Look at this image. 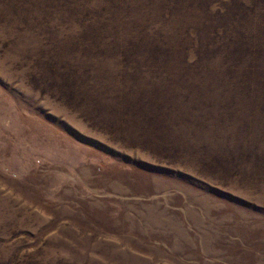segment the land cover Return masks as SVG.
<instances>
[{
	"label": "rangeland",
	"instance_id": "374dc122",
	"mask_svg": "<svg viewBox=\"0 0 264 264\" xmlns=\"http://www.w3.org/2000/svg\"><path fill=\"white\" fill-rule=\"evenodd\" d=\"M121 2L0 0V264H264V118L221 48L264 0ZM141 37L189 98L122 61Z\"/></svg>",
	"mask_w": 264,
	"mask_h": 264
},
{
	"label": "trees",
	"instance_id": "16d2710c",
	"mask_svg": "<svg viewBox=\"0 0 264 264\" xmlns=\"http://www.w3.org/2000/svg\"><path fill=\"white\" fill-rule=\"evenodd\" d=\"M136 1L139 3V0ZM105 3L106 7H109L110 10L122 4L121 0H105ZM174 3L176 4L175 0ZM132 4L134 8H137L136 11L139 10L141 12L136 2L132 1ZM141 5H143V2ZM145 13L146 16L150 17L153 10ZM241 23L238 29L233 32L236 38L235 41L231 40V42L235 43V47H230L229 44L224 46L223 43L221 45V48H224V50L226 48L228 52H231L230 56L232 57L231 67L226 69L225 72L227 76L231 77L228 78L230 79L228 82L231 88L226 87L229 94L232 93V98L244 96L242 104L244 107H247L246 112L248 113V117L254 116V113L258 109L259 116L264 118V29L261 26L246 28V26H243L245 22L242 21ZM256 29L259 30V36L257 37L254 35ZM137 42L136 44L134 42L129 48L126 47L123 52H120L122 61L132 63L133 67H135V62L140 65L139 63L144 60L148 65L147 69L159 73L163 72L164 76H169L168 81L172 85L171 88H175L176 91L182 93V96L191 93L189 89L190 80L181 76L178 73V68L188 70V72L196 74L195 77H199L198 75L200 74L197 67L199 65L193 67L184 61L181 62L182 64H175L173 53L177 51L164 43L146 48L142 43V37L141 41ZM224 57L228 59L226 55ZM125 67L129 70L133 68L131 65V68ZM199 78L201 79V77ZM186 98L189 97L187 95L183 96L184 100ZM251 118L254 119L253 117ZM161 129V127L157 126L152 128V131L159 132Z\"/></svg>",
	"mask_w": 264,
	"mask_h": 264
}]
</instances>
